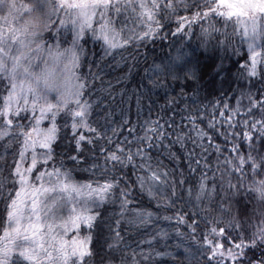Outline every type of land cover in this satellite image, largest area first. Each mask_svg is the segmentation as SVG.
Masks as SVG:
<instances>
[{
    "label": "snow or ice",
    "instance_id": "snow-or-ice-1",
    "mask_svg": "<svg viewBox=\"0 0 264 264\" xmlns=\"http://www.w3.org/2000/svg\"><path fill=\"white\" fill-rule=\"evenodd\" d=\"M0 7L7 9V15L0 17V20L9 25L7 32L0 27V200L4 201L8 221L4 235L0 237V264H88V260L96 255L91 247L92 237L81 238L79 233L84 228L91 232L100 215L89 205L102 206L117 189L122 200L121 208L128 204L127 197L131 192L120 189L116 177L93 187L92 184H69L70 173L54 165L51 171L48 170L53 160L52 143L56 139L58 115H66L72 121L73 133L78 135V155L69 158L74 163L86 162L80 160L81 145L93 142L81 130L92 135L96 133V129L89 124L92 104L83 99L88 81L86 78L82 80L75 71L79 66V55L75 49L81 47L79 42L88 32L103 41L107 53L127 47L130 41L143 43L168 26L164 21L171 23L172 17H176V33L188 34L193 25H199L204 46L214 36L223 37L217 40V44L222 47H227L233 36L247 40L251 64L241 67L247 68L250 81L264 72V58L258 59L261 54L255 51L256 41L259 39L264 42V0H37L31 6L17 5L15 0H0ZM122 8L131 10L136 16L141 31L133 32L126 38L121 37L122 43H117L116 36L119 34L113 27L114 21L109 13L119 15ZM179 10L190 15L179 16ZM24 16H30L31 19L24 20ZM217 23L222 26L217 27ZM230 24L233 28L231 33L228 31ZM68 25L74 32L72 47L61 51V30ZM51 29H56L52 37L54 45H48L43 40V33ZM45 52L47 59L44 58ZM186 55L182 49H177L170 62L157 66L155 71L178 78L187 66ZM62 58L68 62L61 64ZM52 92L57 94L55 103L49 100V93ZM248 101L249 106L243 115L251 116L252 119L243 121L244 128L249 131L242 133L243 139L248 142L247 154H241V148L234 144L229 151L236 155L231 159L225 158V167L231 165L232 173L239 174L241 179L246 175V169H250L254 175L264 170V154H261L264 152V90H258L256 97L249 94ZM224 109L229 111V106L225 105ZM236 112L240 114L239 108ZM256 114H259V119H256ZM221 117H224L223 112ZM46 119L51 127L43 129L41 125ZM152 124L154 126L146 129L145 136L137 138L141 144L148 141L146 147H138L133 152L131 148L126 149L117 144L114 151L105 155V171L109 161L113 165L125 166L122 157L133 167L135 165L132 162L137 157L141 161H150L151 158L145 153L153 147V139H163V126L159 121H153ZM209 127H214V124ZM229 127H232L231 123ZM133 132L134 129L129 130L130 134ZM148 132L152 136H148ZM199 135L202 139H211L202 131ZM108 143L112 144L111 139ZM130 143L125 141V144ZM104 152L101 149V153ZM9 155L12 157L11 163L8 161ZM196 163L199 167V161ZM100 167L99 164H93L94 171ZM147 167L150 169L151 164ZM161 175L167 177L168 173L152 172L149 179L153 183H161ZM137 180L143 188L145 178L138 176ZM206 181L207 177L202 175L195 196L197 202L206 196L211 199L213 193L219 194L216 188L209 190ZM46 182L49 184L47 187ZM176 183L182 185L187 181H173V184ZM57 188L61 192L74 193L80 198L79 201L75 196L57 198ZM228 189L239 190L237 185L230 182ZM253 190L264 201V180L255 182ZM151 192L149 188L150 197ZM188 193L191 198V188ZM70 203L73 207L68 208ZM65 211L68 212L67 216L62 215ZM136 216L141 223L146 224L153 213L137 212ZM176 220L187 224L184 216L178 215ZM115 223L116 227L112 229L114 243L108 244L110 251L117 248L121 241L120 222ZM229 225L235 229L241 228L240 224H234L233 221H229ZM187 227L193 238L192 244L200 250L207 264H264V221L250 237L244 235L246 229L238 231L233 237L231 231L225 228L210 227L203 234V244L195 239L199 227L197 221L192 220ZM219 239L226 243H219ZM256 249L260 250L258 257L255 255ZM250 251L252 255H249ZM185 253L192 260H197L196 253L191 249H185ZM105 259L102 257L99 264H105ZM108 264H111L110 260ZM121 264H125V259H121ZM132 264H136L135 259Z\"/></svg>",
    "mask_w": 264,
    "mask_h": 264
},
{
    "label": "trees",
    "instance_id": "trees-1",
    "mask_svg": "<svg viewBox=\"0 0 264 264\" xmlns=\"http://www.w3.org/2000/svg\"><path fill=\"white\" fill-rule=\"evenodd\" d=\"M178 15L190 13L179 10ZM109 16L120 38L141 31L140 21L131 10L122 8L119 15L110 12ZM175 19L172 17L171 23L164 21L168 26L143 43L130 41L127 47L109 54L90 33L80 41L82 51L76 74L88 81L83 99L92 104L89 124L96 133L86 132L93 142L81 145L80 160L86 162L74 163L69 159L78 155L72 121L66 115H58L56 139L52 143L53 160L48 170L54 165L68 171L75 181L93 187L116 177L119 188L131 192L127 197L128 204L122 209L119 189L115 190L96 209L100 214L97 225L91 232L87 228L80 232L92 237L91 247L96 255L88 260V264H99L102 257L106 258L105 264L109 260L111 264H121V259H125V264H132L133 259L136 264H197V261L207 264L206 258L192 244L193 238L187 227L192 220L199 224L195 239L201 244L204 232L210 227L225 228L233 237L246 229L244 235L250 237L264 221V201L253 190L255 182L264 180V170L254 175L246 169V175L241 179L239 174L232 173L231 165L225 167V158L236 155L229 151L234 144L241 148V154H247L248 142L242 133L249 129L244 128L243 121L252 117L243 113L249 106L248 95L256 97L258 90H264V72L249 80L247 68L241 67L250 66L249 51L246 41L239 36L231 37L227 47L217 44L218 39H223L221 36H214L204 46L199 25H193L188 34L176 33ZM216 26L222 25L217 23ZM228 31H233L231 24ZM55 33L56 29L50 30L47 37L52 38ZM71 38V32L61 30L62 43L70 42ZM177 49L187 54V66L178 78L155 71L157 66L168 64ZM225 105L229 106V111H225ZM237 108L240 114H237ZM259 118L256 114V119ZM153 121H159L163 126V139H153V147L145 153L150 161H141L137 157L132 162L133 167L122 157L125 166L109 161L105 171V155L114 151L117 144L131 148L133 152L138 147H146L148 141L141 144L137 138L145 136L146 129L154 126ZM210 124L214 127H209ZM130 129H134L132 134ZM201 131L211 139H202ZM147 135L152 136V133ZM109 139L112 144L108 143ZM125 141L131 143L125 144ZM101 149L105 150L103 154ZM11 160L9 155V163ZM93 164L101 167L94 171ZM152 172H167L168 175L160 176L161 183H153L149 179ZM202 175L207 177V188H216L219 194L213 193L211 199L206 196L197 202L195 196ZM138 176L145 178L143 188ZM180 180L187 183L173 184ZM229 182L237 185L239 190H229ZM189 188L192 189L191 198ZM137 212H152L153 216L144 224L137 218ZM194 212L199 215L192 216ZM178 215L184 216L187 224L178 223ZM116 221L120 222L121 241L110 251L108 244L114 243L112 229H115ZM229 221L240 224L241 228L230 227ZM7 224L4 201L0 200V237ZM218 242L226 243L223 239ZM185 249L195 252L197 260L188 257ZM252 254L250 251L249 255ZM255 255H260L259 249L255 250Z\"/></svg>",
    "mask_w": 264,
    "mask_h": 264
},
{
    "label": "rangeland",
    "instance_id": "rangeland-1",
    "mask_svg": "<svg viewBox=\"0 0 264 264\" xmlns=\"http://www.w3.org/2000/svg\"><path fill=\"white\" fill-rule=\"evenodd\" d=\"M15 3H16L17 5L24 4V5L31 6L32 4L37 3V0H15ZM222 10H223V9H222ZM5 15H7V9H6V8H3V7H0V17L5 16ZM28 19H31V17H30V16H24V20H28ZM53 19H55V17H53ZM8 26H9V25H5V24H4V21H3V20H0V27H3V28L5 29V32H7V28H8ZM12 26H17V25H12ZM97 27H98V25H97ZM51 30H53V29H51ZM115 30H116V29H115ZM64 31H66V32H67V31H68V32H71L72 37H73L74 32L71 30V25H68V27H67L66 29H64ZM48 32H49V31L46 30V31L43 33V40L46 41L48 45H54V44H55V40L52 39V38L47 37ZM88 33H90V34L93 36V34H92L91 32H88ZM116 33H118L117 30H116ZM118 34H119V33H118ZM54 36H55V35H54ZM54 36H53V37H54ZM93 37H94V36H93ZM94 39L100 43V45H101L103 51L106 53V51H105V49H106V45H104L103 41L100 40V39H97V38H95V37H94ZM71 41H72V38H71L70 42H68V43H66V44H65V43H62V42L60 41V50L63 51L64 49H67V48L72 47ZM245 41H246V43H247V47H248V41H247V40H245ZM116 42H117V43H121L120 35H117V36H116ZM79 43H80V42H79ZM256 44H257V46L255 47V51H256L257 53H260V54H261V56L258 57V59H260V58H262V56H263V54H264L263 43H262V41H260V40L258 39V40L256 41ZM80 45H81V43H80ZM75 50H76V52L78 53L79 58H80V56H81V51H82V47L77 48V49H75ZM112 51H113V50H112ZM110 52H111V51H110ZM110 52H107L106 54H109ZM250 55H251V53L249 52V56H250ZM44 58H45V59L48 58V57H47V52L44 53ZM67 62H68V61H67L66 59L62 58V60H61V64H63V63H67ZM250 64H251V61H250ZM41 66H43V65L41 64ZM258 66H259V65H258ZM75 71H76V70H75ZM56 95H57V94H56L55 92L49 93V100H50V102H52V103H55V102H56V101H55V97H56ZM73 107H74V105H73ZM49 127H51V123L46 119V120L43 122V124L41 125V128H43V129H47V128H49ZM81 131H82L83 134L86 136V132H87V131H86V130H81ZM76 137L78 138V135H77V134H76ZM38 151H41V153L43 152V150H39V149H38ZM50 171H51V170H50ZM55 179H56L55 177L52 178L53 181H55ZM68 183H69V184H75V185H84V183H80V182L75 181L71 176H70V179L68 180ZM45 186L47 187V186H49V184L46 182V183H45ZM61 196H63L65 199H68L70 196H75V194H74V193H70V191H64V192H61L60 189L57 188L56 197L59 198V197H61ZM75 199H76L77 201H79L80 198H79L78 196H75ZM76 206L79 207V204L77 203ZM71 207H73V204H71V203L68 204V208H71ZM89 207L94 208L95 211H96V209L98 208V207H96L95 205H89ZM62 215L67 216V215H68V212L65 211ZM7 226H8V224H7ZM79 235H80L81 238L87 236V235H81L80 233H79ZM70 238H71V237H69V239H70Z\"/></svg>",
    "mask_w": 264,
    "mask_h": 264
}]
</instances>
